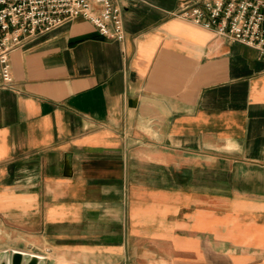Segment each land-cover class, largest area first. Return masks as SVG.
Instances as JSON below:
<instances>
[{
	"label": "crops",
	"instance_id": "crops-1",
	"mask_svg": "<svg viewBox=\"0 0 264 264\" xmlns=\"http://www.w3.org/2000/svg\"><path fill=\"white\" fill-rule=\"evenodd\" d=\"M10 52L0 88V253L46 264H264V58L114 0Z\"/></svg>",
	"mask_w": 264,
	"mask_h": 264
},
{
	"label": "built area",
	"instance_id": "built-area-1",
	"mask_svg": "<svg viewBox=\"0 0 264 264\" xmlns=\"http://www.w3.org/2000/svg\"><path fill=\"white\" fill-rule=\"evenodd\" d=\"M174 14L209 29L217 38L252 47L264 58V0L187 1ZM77 18L93 23L106 38H124L114 0H0V88L12 86L13 49Z\"/></svg>",
	"mask_w": 264,
	"mask_h": 264
},
{
	"label": "water",
	"instance_id": "water-1",
	"mask_svg": "<svg viewBox=\"0 0 264 264\" xmlns=\"http://www.w3.org/2000/svg\"><path fill=\"white\" fill-rule=\"evenodd\" d=\"M0 264H46L41 255L20 250L0 253Z\"/></svg>",
	"mask_w": 264,
	"mask_h": 264
}]
</instances>
